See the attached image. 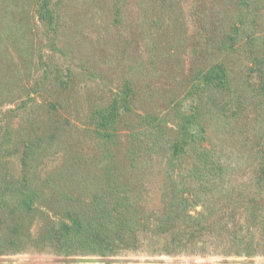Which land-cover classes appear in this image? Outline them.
Returning a JSON list of instances; mask_svg holds the SVG:
<instances>
[{
  "label": "rangeland",
  "instance_id": "rangeland-1",
  "mask_svg": "<svg viewBox=\"0 0 264 264\" xmlns=\"http://www.w3.org/2000/svg\"><path fill=\"white\" fill-rule=\"evenodd\" d=\"M110 185L130 227L61 250ZM61 263L264 264V0H0V264Z\"/></svg>",
  "mask_w": 264,
  "mask_h": 264
},
{
  "label": "trees",
  "instance_id": "trees-1",
  "mask_svg": "<svg viewBox=\"0 0 264 264\" xmlns=\"http://www.w3.org/2000/svg\"><path fill=\"white\" fill-rule=\"evenodd\" d=\"M214 163L216 162H213V165ZM206 176L210 179L214 175L212 176V173H210ZM206 176L200 174L195 178L204 180ZM214 179L213 177L212 180ZM21 192L23 195V206L31 208L34 199L33 192L28 190H22ZM128 197L127 190L117 185H110L104 190L95 193L89 204V211L70 215L69 223H66L64 229H61L55 237L57 246L61 250L71 252L80 250L83 255L108 254L112 247L110 237L113 232L119 227L129 226L133 203Z\"/></svg>",
  "mask_w": 264,
  "mask_h": 264
}]
</instances>
